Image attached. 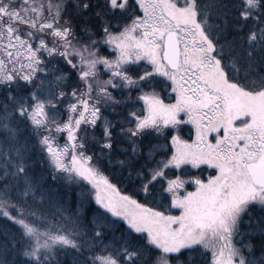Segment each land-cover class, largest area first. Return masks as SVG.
<instances>
[{
    "label": "snow or ice",
    "instance_id": "snow-or-ice-1",
    "mask_svg": "<svg viewBox=\"0 0 264 264\" xmlns=\"http://www.w3.org/2000/svg\"><path fill=\"white\" fill-rule=\"evenodd\" d=\"M0 235V264H264V0H0Z\"/></svg>",
    "mask_w": 264,
    "mask_h": 264
},
{
    "label": "trees",
    "instance_id": "trees-1",
    "mask_svg": "<svg viewBox=\"0 0 264 264\" xmlns=\"http://www.w3.org/2000/svg\"><path fill=\"white\" fill-rule=\"evenodd\" d=\"M133 95H135V93H133ZM164 95H165V102H168V100H167V94L165 93ZM183 134L185 135V137H187V135H188V128L187 127L185 128ZM101 167L105 170V174L110 175V177L113 179V182L114 183H117L118 186H120L122 188L126 186V183L127 182L124 181L122 177H120L118 175H114L113 174L114 169L108 168L106 161H101ZM59 191L61 193H65L66 192V189L59 188ZM67 195L71 197V199H72V206L74 207L75 206V203L74 202H75V199H76L75 191L67 192ZM253 215L254 216H257L258 215V212H254ZM3 238L4 237L2 235H0V241H2ZM57 259L63 261V264H71V259L68 256H58ZM181 259H186V256L185 257H181Z\"/></svg>",
    "mask_w": 264,
    "mask_h": 264
}]
</instances>
